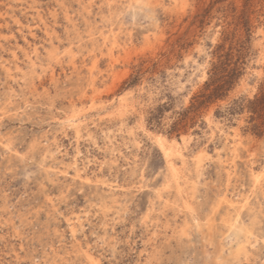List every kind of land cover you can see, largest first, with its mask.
<instances>
[{"label": "rangeland", "instance_id": "374dc122", "mask_svg": "<svg viewBox=\"0 0 264 264\" xmlns=\"http://www.w3.org/2000/svg\"><path fill=\"white\" fill-rule=\"evenodd\" d=\"M0 264H264V0H0Z\"/></svg>", "mask_w": 264, "mask_h": 264}, {"label": "bare ground", "instance_id": "6f19581e", "mask_svg": "<svg viewBox=\"0 0 264 264\" xmlns=\"http://www.w3.org/2000/svg\"><path fill=\"white\" fill-rule=\"evenodd\" d=\"M90 38V37H89ZM9 75V74H8ZM156 140H157V142L162 146V148L164 149V151L166 152V153H168V151L169 152H173L174 150L176 151V146H177V144H176V142H174V141H168L166 138H164L163 136H161V135H157V137H156ZM179 153V152H178ZM169 155V154H168ZM175 155V154H174ZM179 156V155H178ZM176 168V167H175ZM181 182V181H180ZM226 200V199H225ZM190 206V205H189ZM193 210V209H192ZM90 255V254H89ZM87 257V256H86ZM87 259H88V257H87ZM89 261V260H88ZM90 262V261H89Z\"/></svg>", "mask_w": 264, "mask_h": 264}]
</instances>
